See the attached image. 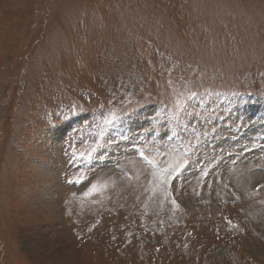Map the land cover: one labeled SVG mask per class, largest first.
<instances>
[{
  "label": "rangeland",
  "instance_id": "374dc122",
  "mask_svg": "<svg viewBox=\"0 0 264 264\" xmlns=\"http://www.w3.org/2000/svg\"><path fill=\"white\" fill-rule=\"evenodd\" d=\"M0 264H264V0H0Z\"/></svg>",
  "mask_w": 264,
  "mask_h": 264
},
{
  "label": "snow or ice",
  "instance_id": "6c2138e0",
  "mask_svg": "<svg viewBox=\"0 0 264 264\" xmlns=\"http://www.w3.org/2000/svg\"><path fill=\"white\" fill-rule=\"evenodd\" d=\"M197 97V92L191 91L188 96L185 98L184 102H176L173 110H172V117L173 121L176 123V126L179 128L180 132H187V129L189 127L192 128V132L190 135L189 144L186 146V152L193 151L195 149L196 144L199 143L200 136L197 132V129L194 125L191 124L192 120H197L198 123H204L205 118L204 114L196 111L195 105L191 104V101ZM69 111H72L70 108ZM116 117L113 116L112 120H115ZM185 121L188 123L185 124ZM111 122V121H107ZM211 131H215V129H211ZM204 136L208 135V132L205 131L202 133ZM172 135H176L175 132L172 133ZM171 138V137H170ZM187 159H184L182 164L178 165V167H182L184 164H187ZM95 187V186H93ZM175 203V201H173Z\"/></svg>",
  "mask_w": 264,
  "mask_h": 264
}]
</instances>
